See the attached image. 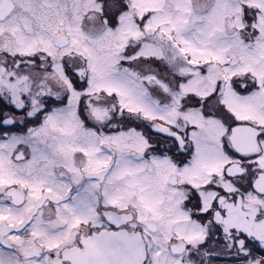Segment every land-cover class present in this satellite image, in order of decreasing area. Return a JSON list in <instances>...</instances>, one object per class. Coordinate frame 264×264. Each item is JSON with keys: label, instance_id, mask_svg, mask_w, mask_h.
<instances>
[{"label": "snow or ice", "instance_id": "1", "mask_svg": "<svg viewBox=\"0 0 264 264\" xmlns=\"http://www.w3.org/2000/svg\"><path fill=\"white\" fill-rule=\"evenodd\" d=\"M0 264H264V0H0Z\"/></svg>", "mask_w": 264, "mask_h": 264}, {"label": "flooded vegetation", "instance_id": "2", "mask_svg": "<svg viewBox=\"0 0 264 264\" xmlns=\"http://www.w3.org/2000/svg\"><path fill=\"white\" fill-rule=\"evenodd\" d=\"M237 143L242 149H248L251 145V136L248 131H241L237 135Z\"/></svg>", "mask_w": 264, "mask_h": 264}]
</instances>
